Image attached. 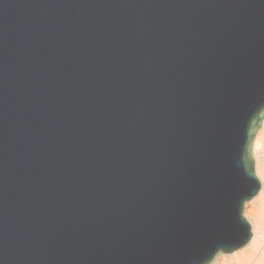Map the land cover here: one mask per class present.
Returning <instances> with one entry per match:
<instances>
[{"label":"water","instance_id":"water-1","mask_svg":"<svg viewBox=\"0 0 264 264\" xmlns=\"http://www.w3.org/2000/svg\"><path fill=\"white\" fill-rule=\"evenodd\" d=\"M264 0H0V264H210L252 239Z\"/></svg>","mask_w":264,"mask_h":264},{"label":"bare ground","instance_id":"bare-ground-1","mask_svg":"<svg viewBox=\"0 0 264 264\" xmlns=\"http://www.w3.org/2000/svg\"><path fill=\"white\" fill-rule=\"evenodd\" d=\"M264 128V119L261 125ZM257 132L252 145V157L255 162V172L261 182L260 195L253 197L245 205V218L251 225L252 239L243 248L233 253H220L218 259L210 264H217L220 260H227L230 264H245L246 261L259 258L260 251L264 249V177H262V166H264V143L257 145L260 130ZM255 242V243H254Z\"/></svg>","mask_w":264,"mask_h":264},{"label":"clouds","instance_id":"clouds-1","mask_svg":"<svg viewBox=\"0 0 264 264\" xmlns=\"http://www.w3.org/2000/svg\"><path fill=\"white\" fill-rule=\"evenodd\" d=\"M261 143H264V128H261L260 130V136L257 140V145L259 146ZM262 177H264V166H262ZM262 197H264V193L261 194ZM255 243V242H254ZM217 264H230L227 260H220L217 262ZM245 264H264V249L260 251L259 258L252 259L249 261H246Z\"/></svg>","mask_w":264,"mask_h":264}]
</instances>
